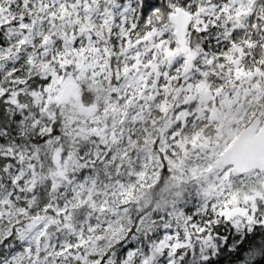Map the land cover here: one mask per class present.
<instances>
[{
    "label": "snow or ice",
    "instance_id": "1",
    "mask_svg": "<svg viewBox=\"0 0 264 264\" xmlns=\"http://www.w3.org/2000/svg\"><path fill=\"white\" fill-rule=\"evenodd\" d=\"M0 264H264V0H0Z\"/></svg>",
    "mask_w": 264,
    "mask_h": 264
}]
</instances>
